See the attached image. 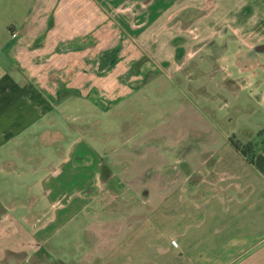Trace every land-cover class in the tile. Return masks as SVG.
Listing matches in <instances>:
<instances>
[{
  "label": "crops",
  "instance_id": "crops-1",
  "mask_svg": "<svg viewBox=\"0 0 264 264\" xmlns=\"http://www.w3.org/2000/svg\"><path fill=\"white\" fill-rule=\"evenodd\" d=\"M232 42L237 59L255 63L264 51V0H0V174L36 175L47 166L58 177L25 182L24 197L10 201L0 190V264H213L225 251L240 255L217 264H264V143L254 145V133L243 143L256 151L252 166L242 162L240 170V155L225 143L198 167L178 156V171L160 187H174L168 198L156 203L144 190L100 201L112 220L102 231L110 238L98 240L93 222L100 213H88L93 202L77 196L66 202L62 192L63 167L80 166L78 150L68 159L64 135L41 126L56 115L72 122L86 113L100 118L153 77L183 72L197 52L213 61L212 44L222 48L215 63L221 62ZM69 125L72 132L85 127ZM38 185L47 201L34 191ZM116 202L141 208L119 218ZM79 214L92 221L85 235L89 243L97 238L96 247L87 252L81 245L71 262L54 259L52 243L62 251L66 228ZM122 234L130 237L118 242Z\"/></svg>",
  "mask_w": 264,
  "mask_h": 264
},
{
  "label": "rangeland",
  "instance_id": "rangeland-1",
  "mask_svg": "<svg viewBox=\"0 0 264 264\" xmlns=\"http://www.w3.org/2000/svg\"><path fill=\"white\" fill-rule=\"evenodd\" d=\"M189 30L193 36H197L195 28ZM230 44L231 49L224 60H221V57V62L215 63L221 56L220 53L212 51V61L207 58L205 52L199 51L195 55L196 59L191 61L190 66L183 72L169 71L153 77L144 85L142 91L115 103L114 109L109 114L102 113L100 118L86 113L79 115L78 119L72 122L56 115L57 121L50 123L49 119H46L41 124L44 128H52L64 135L61 147L67 151L68 159L74 149L79 151L77 153L80 166L71 163L63 167V175L66 177L62 180V192L66 193V202L74 196L93 202L91 210L87 212L100 213L98 220L93 222L96 226L93 230L98 233V240L110 238L109 234H102V231H108V224L112 220L106 210L107 204L105 206L100 201H108L114 192L128 193L130 197L144 190L155 196L156 203L168 198L174 187L171 186L165 192L160 187L169 176L178 171L174 169V160L178 156L182 158L181 164L198 167L203 159L209 158L215 150H221L226 143L240 155L237 156L240 160L237 158L235 161L240 170L242 162L243 168L252 166L249 161L252 154L248 153L245 157L236 150L231 141L239 147H245L243 143L254 133L253 144L264 143V52L259 56L255 55L258 59L253 63L243 55L237 59V43ZM191 55L194 57V53ZM197 63L202 71L198 69ZM70 122L73 126L85 127L79 128V131L74 129L72 132L69 130ZM125 134L135 136L128 140ZM193 138L195 141H191ZM54 144L57 148L60 145L55 141ZM254 153L256 154V151ZM20 160L19 164L23 167L22 157ZM54 172L55 170L46 166L36 175L22 173L17 177L16 173L5 178L1 173L2 199L10 201L13 196L19 194L24 197L23 191L28 189L24 187V183L33 185L35 177L39 182L48 179L55 181L58 177H55ZM178 176L179 181L185 180L181 173ZM143 185L146 187L141 188ZM34 191L47 201L45 188L38 185ZM92 197L95 200L91 201ZM151 202L153 203L152 200ZM64 203L62 201L59 205L63 206ZM121 204L116 202L112 205L113 209L118 211L117 216L121 214L119 218H124L125 214L135 213L136 209L141 208L132 205V208L129 206L128 209L124 205L121 209ZM171 204L172 202L170 206ZM83 214H79L66 228L68 241L62 251H58L54 246L55 243L58 244L57 241L52 243L51 247L55 249L52 252L54 259L59 260L60 256L62 260L71 262L80 255L77 250L81 245L87 252L96 247L92 243L95 238L89 243L88 235H85L86 231H92L94 226L91 225V220H87L88 217H82ZM141 214L139 211L138 215ZM114 218L113 220L119 219L116 216ZM117 222L123 223L121 220ZM135 222L140 224L142 221L138 218ZM129 237L130 234H122L117 237V241L121 242ZM136 242L137 236L133 238V244ZM44 255L46 254H41ZM84 255L90 254L82 253V256ZM239 255L238 252L225 251L222 258L214 260L213 264L222 262L223 258ZM196 263L200 264L198 261Z\"/></svg>",
  "mask_w": 264,
  "mask_h": 264
},
{
  "label": "trees",
  "instance_id": "trees-1",
  "mask_svg": "<svg viewBox=\"0 0 264 264\" xmlns=\"http://www.w3.org/2000/svg\"><path fill=\"white\" fill-rule=\"evenodd\" d=\"M232 144L234 145V147L236 148V150L241 153L242 155H244L245 157L248 155V153L252 154L251 157L249 158V161L251 164H254L255 161V153L252 149L251 146H245V147H239V145H237L235 142L231 141Z\"/></svg>",
  "mask_w": 264,
  "mask_h": 264
},
{
  "label": "flooded vegetation",
  "instance_id": "flooded-vegetation-1",
  "mask_svg": "<svg viewBox=\"0 0 264 264\" xmlns=\"http://www.w3.org/2000/svg\"><path fill=\"white\" fill-rule=\"evenodd\" d=\"M212 50L215 52V53H219L221 50H222V48L221 47H219V46H217V45H215V44H212ZM258 50H261V49H258ZM262 52H264V51H262Z\"/></svg>",
  "mask_w": 264,
  "mask_h": 264
}]
</instances>
